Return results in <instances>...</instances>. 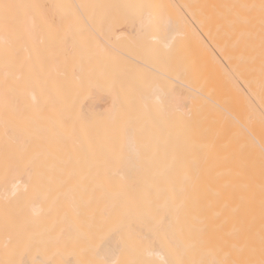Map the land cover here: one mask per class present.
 Masks as SVG:
<instances>
[{"label":"bare ground","instance_id":"obj_1","mask_svg":"<svg viewBox=\"0 0 264 264\" xmlns=\"http://www.w3.org/2000/svg\"><path fill=\"white\" fill-rule=\"evenodd\" d=\"M261 2L0 0V264H262Z\"/></svg>","mask_w":264,"mask_h":264},{"label":"snow or ice","instance_id":"obj_2","mask_svg":"<svg viewBox=\"0 0 264 264\" xmlns=\"http://www.w3.org/2000/svg\"><path fill=\"white\" fill-rule=\"evenodd\" d=\"M2 7H3V8L5 9V11H6L10 6L7 5V4H4ZM251 7H255V6L253 5V6H251ZM260 8H261V11L264 12V0H262L261 5H260ZM262 264H264V261H262Z\"/></svg>","mask_w":264,"mask_h":264}]
</instances>
